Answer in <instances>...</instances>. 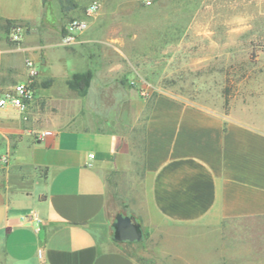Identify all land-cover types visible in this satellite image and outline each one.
<instances>
[{
  "label": "crops",
  "instance_id": "obj_1",
  "mask_svg": "<svg viewBox=\"0 0 264 264\" xmlns=\"http://www.w3.org/2000/svg\"><path fill=\"white\" fill-rule=\"evenodd\" d=\"M97 100L107 116H71L68 127L22 137L0 155L9 158L0 264H145L128 250L133 242L114 239L119 213L163 246L171 229L221 244L226 221L264 217V127L170 95L103 90Z\"/></svg>",
  "mask_w": 264,
  "mask_h": 264
},
{
  "label": "rangeland",
  "instance_id": "obj_2",
  "mask_svg": "<svg viewBox=\"0 0 264 264\" xmlns=\"http://www.w3.org/2000/svg\"><path fill=\"white\" fill-rule=\"evenodd\" d=\"M74 21L86 27L71 29ZM89 69L86 99L68 80ZM28 79L25 111L0 109V155L71 116H107L103 90L170 95L264 127V0H0V95ZM167 237L163 246L144 234L128 250L145 264H264V217L226 221L221 244L196 229Z\"/></svg>",
  "mask_w": 264,
  "mask_h": 264
},
{
  "label": "built area",
  "instance_id": "obj_3",
  "mask_svg": "<svg viewBox=\"0 0 264 264\" xmlns=\"http://www.w3.org/2000/svg\"><path fill=\"white\" fill-rule=\"evenodd\" d=\"M86 27V22L82 21H74L71 25V29H77L78 31H82ZM11 38L15 42H19L22 39V28L15 27L12 30ZM67 41H71L72 38L68 37ZM31 65V63H29ZM30 70H33L30 67ZM36 71H30V75L34 76ZM32 80L28 79V81H21L15 84L11 91L5 94L0 95V109L6 110H17L24 112L27 108V105L33 100L34 97V89L32 87ZM51 134V131H42L38 133L36 139H43L45 136ZM9 163V158L7 156H3L0 158V168L4 167Z\"/></svg>",
  "mask_w": 264,
  "mask_h": 264
},
{
  "label": "water",
  "instance_id": "obj_4",
  "mask_svg": "<svg viewBox=\"0 0 264 264\" xmlns=\"http://www.w3.org/2000/svg\"><path fill=\"white\" fill-rule=\"evenodd\" d=\"M114 239L119 242H139L143 239V230L140 223L130 215L117 214L112 225Z\"/></svg>",
  "mask_w": 264,
  "mask_h": 264
},
{
  "label": "trees",
  "instance_id": "obj_5",
  "mask_svg": "<svg viewBox=\"0 0 264 264\" xmlns=\"http://www.w3.org/2000/svg\"><path fill=\"white\" fill-rule=\"evenodd\" d=\"M47 0H42L43 4L46 3ZM12 20H8V23L11 24ZM94 74L91 69L87 70L86 72L82 73H75L69 80L68 86L78 91L81 95H84L87 89L90 86L91 80Z\"/></svg>",
  "mask_w": 264,
  "mask_h": 264
},
{
  "label": "flooded vegetation",
  "instance_id": "obj_6",
  "mask_svg": "<svg viewBox=\"0 0 264 264\" xmlns=\"http://www.w3.org/2000/svg\"><path fill=\"white\" fill-rule=\"evenodd\" d=\"M134 220V219H133ZM135 221V220H134ZM137 222V221H136Z\"/></svg>",
  "mask_w": 264,
  "mask_h": 264
}]
</instances>
